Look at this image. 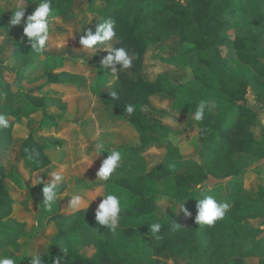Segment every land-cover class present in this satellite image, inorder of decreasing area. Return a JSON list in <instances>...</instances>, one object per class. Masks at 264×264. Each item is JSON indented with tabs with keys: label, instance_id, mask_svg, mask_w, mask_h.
Returning a JSON list of instances; mask_svg holds the SVG:
<instances>
[{
	"label": "trees",
	"instance_id": "1",
	"mask_svg": "<svg viewBox=\"0 0 264 264\" xmlns=\"http://www.w3.org/2000/svg\"><path fill=\"white\" fill-rule=\"evenodd\" d=\"M32 1L27 0L29 4ZM103 1L111 4L113 0ZM236 1L123 0L119 6L106 9L100 18L92 23L84 22L79 40L88 29L95 32L99 23L106 19L114 20L117 33L114 47L126 48L133 58L131 68L116 71L118 85L115 86H110L113 75L110 68L102 62L98 64L105 73V81L96 93L95 109L106 112L112 121L120 120L132 128L131 137L135 142L130 138L124 141L118 150L142 155L146 148L160 146L165 149L163 157L151 165L148 156L143 153L145 169L137 180L115 176L101 183L108 188V194L119 196V191L127 194V198L121 200L119 227L124 230L122 235H116L107 230L106 226L98 224L94 214L76 231H70L63 222L44 252L30 255L12 252L5 257L12 258L15 264H31L32 255H39L44 264H54L55 258L63 255L60 248H67L68 256L64 264H139L135 238L141 234L149 245L155 264H169L180 255L187 256L189 264H245L246 257L258 255L264 242V227L256 228L257 234H252L246 242L247 230L244 226L249 219L257 218H262L264 225V183L258 185L255 197L245 201L240 198L243 183L236 180L227 198L231 201L225 218L211 227H200L195 222V197L200 196L195 190V185L216 186L228 179L240 178L246 172L243 164L247 163L238 161V154H249L257 161L264 160V122L257 105L264 100V0L245 1L241 12L245 14L242 19L246 28L241 34L229 38L224 35L230 26L227 16ZM74 3L75 0H51L55 20L74 19L77 16ZM1 13L2 9L0 15ZM27 13L28 10L26 15ZM0 27H5L9 35L15 34L8 20L2 16ZM175 37L181 44L193 45L194 54L190 57V62L194 65L195 78L204 90L215 93L210 99L219 102L223 108L222 114H214L207 108L204 119L197 122L192 118L196 107L178 106L181 89L168 74H161L155 80H147L145 60L149 48L153 44ZM223 44H227L239 54V60L251 66L253 73L238 74L228 69L226 60L218 49L219 45ZM48 47L47 41L43 53L40 54H45V57L50 59L57 58L60 63L47 70L46 83L29 87L26 91L19 87L14 92L11 89L12 82L5 80L0 74V113H4L9 120V127L0 130V145L3 148V151H0V223L13 212L14 198L7 185V179L20 180L19 164L24 168L27 160L32 164L31 177L46 172L52 163L47 149L62 145L57 140L50 143L41 141L38 137V127L30 131L23 140L18 167L9 169L3 157L4 149L13 143L16 120L24 109L34 107L43 111V118L63 119L48 112L46 98L41 92L46 85L68 87L72 84L65 81L63 76L66 71L62 70L69 56L50 55L47 52ZM40 54L32 53L31 49L21 45L15 46L14 67L19 82L22 81L26 69L35 63ZM112 91L118 93V99H112ZM156 96L171 98L173 112L182 113L184 121L181 122V118L177 120V127L162 121L154 122L150 111L153 108L152 99ZM126 104L136 107L132 115L125 112ZM188 130L195 131L199 136L198 154L201 161L180 159V143L168 140L171 134H182ZM104 155L107 157L106 153ZM170 159L175 160L178 169L168 165ZM179 167L183 169L179 171ZM164 179L172 181L170 192L155 195L146 191L147 182ZM45 185L47 184L42 182L28 185L29 194L36 199L40 207V226L49 225L60 212L55 206H52L50 211L47 210L42 192ZM62 191L63 187L59 186L58 194ZM257 202H261L263 207L255 206ZM165 204L170 205L167 211L169 218L167 216L162 224L159 233L161 238L156 240L151 237L149 227L144 229V220L156 213H164L160 207ZM184 208L192 215H186L182 210ZM174 224L179 227L174 228ZM24 234L22 230L13 231L9 236L18 237ZM68 237L79 238L85 243L92 240L96 247L95 253L87 256L75 247H69L66 242ZM89 237H92L91 240ZM11 240L8 239L9 242ZM245 242L251 247L244 248ZM263 261L264 259H261V262Z\"/></svg>",
	"mask_w": 264,
	"mask_h": 264
},
{
	"label": "rangeland",
	"instance_id": "2",
	"mask_svg": "<svg viewBox=\"0 0 264 264\" xmlns=\"http://www.w3.org/2000/svg\"><path fill=\"white\" fill-rule=\"evenodd\" d=\"M123 0H113L111 4L103 0H75L74 8L77 16L69 21L61 19H52L50 22L49 47L47 52L52 55L65 54L69 59L64 62L65 81L72 82L68 87L61 85L57 88L45 86L41 92L45 96L48 104V112L51 115L61 118L49 119L43 118V111L34 107L23 110L22 114L17 118L13 132V143L9 148L4 149V159L9 169L18 167L19 154L21 152V144L28 136L30 131L40 127L38 137L44 143H50L55 140L62 143L61 146L55 145L47 150V154L51 158V165L46 172L39 174L32 173V164L27 160L24 168L20 165L18 172L20 180L13 181L7 179V185L14 198L13 212L9 218L0 223V256L14 252L15 254H37L44 252L53 237L57 234L63 222L66 223L70 231H76L83 227L86 220L95 214L98 204L103 200L100 194H108V188L105 186L103 193L97 189L102 185V181L98 180L97 171L101 166L103 159L106 158L104 152L99 156L95 150V145L103 142L104 151L118 150L121 144L134 138L131 137L132 128L120 121H112L109 115L102 111L96 110L94 100L96 93L100 90L103 81H105V73L99 68V63H103L108 52L103 48L93 50H85L79 42V35L85 21L92 23L100 18L104 11L108 8H115L122 3ZM246 0H237L228 13L230 26L225 32V36L234 38L235 35L241 34L246 27L242 17L245 15L241 12L242 5ZM39 2L33 0L31 4L27 0H0V16L6 18L8 23L15 9L18 6L25 5V17L34 13ZM26 10L28 13L26 15ZM14 35H9L5 27H0V74L5 80L12 82V90L16 92L19 87L23 91L27 88L42 85L46 83V72L59 60L53 58H44L39 55L35 63L28 67L23 75L22 81L17 79L14 48L16 45L24 46L31 49L27 38L24 36L23 23L17 26H11ZM115 44V39L111 42ZM264 46V38L262 41ZM193 45L181 44L180 40L175 37L162 42L153 44L146 55L145 75L147 80H155L161 74H168L180 86V96L178 106L195 108L199 100L206 102L207 99L213 97L215 93L204 90L202 85L196 80L194 75V65L190 62L193 53ZM219 51L226 60L228 69L234 72L252 74L253 69L246 63L239 60V54L227 44L219 45ZM46 54V55H49ZM51 62H50V61ZM56 60V61H54ZM54 61V62H53ZM55 63V64H52ZM110 71L112 72L111 67ZM110 86L118 85L116 72H112ZM253 94V91H252ZM5 95L2 101H5ZM248 98H250L248 96ZM198 101V102H197ZM200 101V102H201ZM253 98L250 99V102ZM258 109L260 116L264 122V102H259ZM151 118L154 122L162 121L168 125L177 127L179 119L184 121L182 113L173 112V101L168 96H156L152 99ZM211 110L214 114L223 113V108L218 101L210 99L206 102L205 109ZM175 110V109H174ZM63 115V116H62ZM43 118V119H42ZM42 123V125H41ZM174 143H180L179 149L180 159L188 158V160L201 161L199 157L200 144L198 134L195 131H186L182 134H171ZM135 142V141H134ZM0 145V151L2 150ZM120 151V150H119ZM165 149L160 146H152L143 150L142 155L148 156L150 164H156L164 154ZM122 153L121 167L112 175V177L120 176L137 180L143 174L145 163L141 154H135L131 151H120ZM97 156V157H96ZM261 163V162H258ZM257 163V165H258ZM168 165L172 168L177 167L175 160H168ZM178 169V168H176ZM59 172L64 176V180L60 186L63 191L58 194V200L52 206L60 209L55 219L47 226L39 225L40 207L34 197L29 194L28 185H35L42 182L49 184L52 180L50 174ZM248 182L251 189H256L260 183H264V164L251 170ZM172 181L164 179L162 181H149L145 185V189L149 193L159 195L168 193L172 189ZM114 192L117 191L114 189ZM84 196V203L79 209L68 207L70 197L75 194ZM208 194L214 196L217 200L215 191L208 187ZM96 197V198H95ZM121 200L127 198V194L119 191ZM95 198V199H94ZM228 198V197H227ZM231 200L228 199L229 203ZM230 204V203H229ZM257 207H263L261 202L255 203ZM89 206V207H88ZM170 205L165 204L160 208L164 213H156L144 220V229L148 228L154 222L164 224L167 216L169 218ZM262 220L248 222L244 229L247 230L246 242L256 233V228L264 227ZM257 226V227H256ZM24 231V236H9L13 231ZM124 230L119 227L116 235H122ZM88 234V233H87ZM89 236V234H88ZM141 234L135 238L137 240V251L139 254V264H155V259L151 254L149 245L143 239ZM90 240L92 237H89ZM8 239H12L11 242ZM69 247H75L81 253L91 256L96 251L95 244L91 240L85 243L79 238L68 237L66 239ZM243 245L245 248L250 244ZM264 244V242H263ZM261 245V248L263 247ZM260 248L257 256H248L245 264H264V251ZM188 257L180 255L171 260L169 264H189Z\"/></svg>",
	"mask_w": 264,
	"mask_h": 264
},
{
	"label": "clouds",
	"instance_id": "3",
	"mask_svg": "<svg viewBox=\"0 0 264 264\" xmlns=\"http://www.w3.org/2000/svg\"><path fill=\"white\" fill-rule=\"evenodd\" d=\"M51 0H40L38 7L33 14L25 17V5L18 6L13 15L10 18V25L17 26L23 23L24 36L27 38V42L31 46V52L40 54L43 53L46 43L49 40L50 22L55 17L52 15ZM117 38L115 31V21L112 19H106L102 23H99L95 32L88 29L84 35L80 36V44L85 50L96 51L103 48L108 52L103 63L107 67H111L112 72L115 73L118 70L129 69L132 67V56L124 47H114L111 42ZM119 66V67H117ZM112 99H118V93L116 91L111 92ZM206 108V102L201 101L197 104L196 109L192 115V118L200 122L204 119ZM136 111V107L133 104L125 105V112L128 115H132ZM9 127V120L4 113H0V130L7 129ZM168 140L174 141V138L170 135ZM99 156L104 152H108L109 155L103 159L100 168L97 171L98 180L102 182L108 181L114 173L121 167L122 153L119 150L104 151V143L99 142L95 146ZM96 156V157H97ZM52 180L49 184L45 185L42 189L44 196V204L47 210H51L54 202L58 200L59 186L64 180V176L59 172L50 174ZM104 185L102 184L97 190L100 193L104 191ZM195 190L200 193L199 198L195 197L196 203V215L195 222L200 226H214L217 221L223 220L230 209V204L227 201H219L214 196L208 194V186L206 184L195 185ZM103 196V200L98 204L95 210V219L98 224L106 226L107 230L112 233H116L119 228L120 216H121V199L115 194H100ZM95 197V198H96ZM94 198V199H95ZM84 203V196L81 194H75L70 197L68 207L72 209H79ZM89 207V206H88ZM186 215L191 216L192 213L186 208L182 209ZM163 225L160 222H154L149 225V233L151 237L159 240ZM173 227H179L174 224ZM62 256L55 258L54 264H64L65 258L68 256L67 248H60ZM0 264H15V261L10 257L0 256ZM31 264H44V260L39 255H32Z\"/></svg>",
	"mask_w": 264,
	"mask_h": 264
},
{
	"label": "crops",
	"instance_id": "4",
	"mask_svg": "<svg viewBox=\"0 0 264 264\" xmlns=\"http://www.w3.org/2000/svg\"><path fill=\"white\" fill-rule=\"evenodd\" d=\"M44 58H46V57L44 56ZM53 59H55V58H53ZM54 61H56V60H54ZM52 64H55V63H52ZM46 86H52L54 88L55 87L57 88V86H60V85H57V86L56 85H46ZM262 101L264 102V100H262ZM198 141H199V136H198ZM199 144H200V141H199ZM180 148L181 147H179V149ZM185 160H188V158H185ZM237 160L242 161L243 163H247V164H243V167L246 169V172L243 175H241L240 178H238V177L237 178H231V179H228V180L224 181L223 183L216 185V186L207 185L209 188L211 187V190L216 192L217 198L219 199V201H227V197H229V194H230L231 190L233 189V185H234L236 180H241L243 183V190L240 194V198L242 200L250 201L251 198L255 197L257 192H258V186L256 187V189H251V186H250V183L248 182V179H249V176L251 175V170L258 168V166H262L264 164V160L257 161L254 159V157H251V155L244 154V153L238 154ZM258 162H261V163H258ZM257 163H258V165H257ZM182 169H183L182 167H179V171H181ZM257 219L262 220V218H257ZM257 219H249V222H251L252 220L256 221ZM261 222L263 225V220ZM261 249L264 251V244H263V247Z\"/></svg>",
	"mask_w": 264,
	"mask_h": 264
}]
</instances>
